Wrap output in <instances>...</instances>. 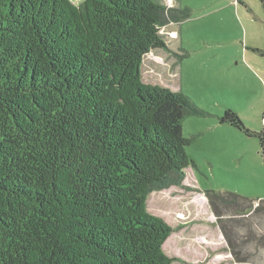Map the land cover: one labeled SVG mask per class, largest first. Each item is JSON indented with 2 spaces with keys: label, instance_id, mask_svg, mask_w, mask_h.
Listing matches in <instances>:
<instances>
[{
  "label": "trees",
  "instance_id": "obj_1",
  "mask_svg": "<svg viewBox=\"0 0 264 264\" xmlns=\"http://www.w3.org/2000/svg\"><path fill=\"white\" fill-rule=\"evenodd\" d=\"M189 15L158 0H0V264L179 260L163 250L174 227L147 197L190 188L197 134L182 124L205 112L144 82L141 64L166 46L160 28ZM218 119L256 137L264 161V126L249 129L230 108ZM204 194L235 261L249 262L252 229L233 226L264 198Z\"/></svg>",
  "mask_w": 264,
  "mask_h": 264
},
{
  "label": "rangeland",
  "instance_id": "obj_2",
  "mask_svg": "<svg viewBox=\"0 0 264 264\" xmlns=\"http://www.w3.org/2000/svg\"><path fill=\"white\" fill-rule=\"evenodd\" d=\"M158 1L186 7L190 15L160 28L166 46L143 57L142 80L187 94L205 113L188 115L182 124L185 136L197 134L186 147L196 164L187 173L189 186L183 182L190 188L152 191L147 209L174 227L163 245L166 254L179 257L170 264H237L204 191L264 198L258 139L218 119L230 108L249 129L264 126V2L233 0L236 10L232 0ZM238 218L243 220L234 232L243 235L251 227L254 237L244 264H264V210Z\"/></svg>",
  "mask_w": 264,
  "mask_h": 264
},
{
  "label": "crops",
  "instance_id": "obj_3",
  "mask_svg": "<svg viewBox=\"0 0 264 264\" xmlns=\"http://www.w3.org/2000/svg\"><path fill=\"white\" fill-rule=\"evenodd\" d=\"M237 2H239V0H237ZM231 4L234 5V7H235L236 10H238V7H237L238 5H237V3H235V1L232 0ZM170 32L173 33V35L176 34V30H175V29H171ZM189 168H190V167H188V168L186 169V176H187V177H185V178H184V181H183V182L185 183V185H188L187 182H185V181H186V179H188V174H187V173H188ZM189 178H190V176H189ZM191 179H192V178H191ZM184 183H183V184H184ZM188 186H189V185H188ZM173 232H174V230H173ZM173 232H172V233H173ZM172 233H171V234H172ZM171 234H170V235H171ZM169 237H170V236H169ZM164 243H165V242H164ZM163 245H164V244H163Z\"/></svg>",
  "mask_w": 264,
  "mask_h": 264
}]
</instances>
